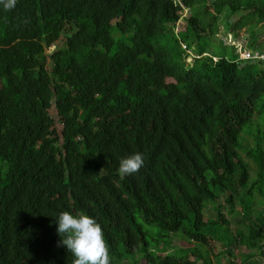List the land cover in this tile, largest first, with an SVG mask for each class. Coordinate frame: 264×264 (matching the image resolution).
Returning <instances> with one entry per match:
<instances>
[{"label": "trees", "instance_id": "obj_1", "mask_svg": "<svg viewBox=\"0 0 264 264\" xmlns=\"http://www.w3.org/2000/svg\"><path fill=\"white\" fill-rule=\"evenodd\" d=\"M219 19L264 54V0L0 7V264H72L62 211L97 219L111 264H213L195 246L168 251L172 236L221 247L216 263L260 264L248 249L264 255V58L210 48ZM135 152L143 166L119 176Z\"/></svg>", "mask_w": 264, "mask_h": 264}, {"label": "clouds", "instance_id": "obj_2", "mask_svg": "<svg viewBox=\"0 0 264 264\" xmlns=\"http://www.w3.org/2000/svg\"><path fill=\"white\" fill-rule=\"evenodd\" d=\"M16 3L17 0H0V7L4 10H11L16 6ZM187 9V7L182 6L181 17L173 25V33L176 36L179 34L180 29H182L180 23L182 17L187 14ZM184 10H186L185 14L183 13ZM230 37L227 34L222 38L230 41ZM179 45L185 52L187 62L190 59L192 60V57L197 56L185 43L180 41ZM236 52L239 55L238 48H236ZM203 55H210V51L204 49L202 55L198 56ZM213 59L216 60V57H213ZM143 164V154L135 152L120 158L117 173L121 177L131 175L138 172ZM55 223L57 226L56 231L60 237L59 244L64 246L68 253H71L73 258L72 264H111L109 245L106 243L102 227L95 217L83 213L77 215L68 211H62L55 217Z\"/></svg>", "mask_w": 264, "mask_h": 264}, {"label": "rangeland", "instance_id": "obj_3", "mask_svg": "<svg viewBox=\"0 0 264 264\" xmlns=\"http://www.w3.org/2000/svg\"><path fill=\"white\" fill-rule=\"evenodd\" d=\"M201 6H203V5H201ZM240 11H242L241 13L244 14L243 10H240ZM183 13L185 14L186 13V10H184ZM224 13L225 12L222 11L219 14V17H221L220 18L221 20H222V17L225 16ZM234 18H235V16L232 15L231 16V19H234ZM220 19L216 23L217 24V27H218V30L215 31V35H213V37L210 38L211 39V43H212L211 46H210V48H214L215 50H218V51H220V50L223 49L220 46V43L223 42L222 41V37L228 31V30H226V31L224 30V27L222 25V21ZM245 19L246 18H245V15H244L240 19V23H244L245 22ZM255 21L256 20H253V22H251V23L248 22V24L246 25L247 26V29L249 28L250 25L252 26V23H254V25H255ZM243 29H245V27L244 28L242 27L240 29L239 35H237V36L233 35V33L232 34L231 33H227L228 34V37L231 36L230 37L231 38V42L228 41V40H225V41L228 44H230V46H234L236 48L241 47L243 45H244V47H246L245 43H246V40L247 39L246 38L245 39L242 38V36L246 34V31L245 30L243 31ZM258 29L260 30L259 31V37H258V39H259L260 42H262V41H264V26L259 25ZM233 38H234V40H233ZM58 45H59L58 42L55 43V44H53V45H51L47 51L48 52L51 51L55 46H58ZM246 48H248V47H246ZM226 49H229V47H227ZM207 54H208V51H207ZM190 61H191V59H190ZM50 112L53 115V111L50 110ZM53 118L55 120V117L54 116H53ZM262 118L264 119V116ZM55 125H57V127H59V124L57 122L55 123ZM260 125H262V122L260 123ZM256 126L257 125H253V128L255 129ZM262 127L264 128V126H262ZM247 138H248L249 141L252 140L249 136ZM262 207H264V206H261L260 208H262ZM213 215H214V213L211 212L210 210L205 211V216L206 217H208V216H211L212 217ZM228 219L230 220L231 223H233V219L232 218L228 217ZM172 239H173V243H172L173 247L172 248H167V250L170 251V252H174L177 248H181V247H189V248H191L192 246H195L196 250L200 251L204 256L210 257L211 260H212V262H213V264H227L228 260L231 258L228 254H225V253L222 252L223 254H222V256L219 259V263H216L215 260H214V255L213 254L216 253L218 250H220L221 247H219V246L216 245V247H212L213 249L210 250V248H208L205 245H199V244L194 243V242H192V243L190 242L191 243L190 244V243L186 242L185 240L180 239L179 237H176V236H172ZM248 252L251 253L250 255H252V256L259 257V260H261V261L264 260V255L260 252V250L258 248L251 247V248L248 249ZM233 253H234V258L233 259L237 262L239 260V258H240L241 251L239 249H237V248H234L233 249Z\"/></svg>", "mask_w": 264, "mask_h": 264}, {"label": "built area", "instance_id": "obj_4", "mask_svg": "<svg viewBox=\"0 0 264 264\" xmlns=\"http://www.w3.org/2000/svg\"><path fill=\"white\" fill-rule=\"evenodd\" d=\"M183 47L185 46L183 45ZM238 51H239V55L241 58H246V59L250 57L264 58V54L259 52V50L253 51V50L245 49L243 46H241V47H238ZM263 241H264V228H263Z\"/></svg>", "mask_w": 264, "mask_h": 264}, {"label": "crops", "instance_id": "obj_5", "mask_svg": "<svg viewBox=\"0 0 264 264\" xmlns=\"http://www.w3.org/2000/svg\"><path fill=\"white\" fill-rule=\"evenodd\" d=\"M259 249V248H258ZM261 261V260H260ZM260 264H264L263 260L260 262Z\"/></svg>", "mask_w": 264, "mask_h": 264}]
</instances>
